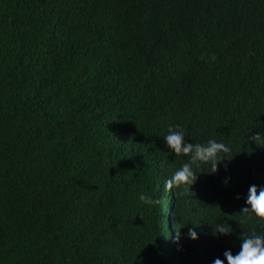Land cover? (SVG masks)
Masks as SVG:
<instances>
[{"label": "trees", "instance_id": "trees-1", "mask_svg": "<svg viewBox=\"0 0 264 264\" xmlns=\"http://www.w3.org/2000/svg\"><path fill=\"white\" fill-rule=\"evenodd\" d=\"M175 125L230 150L168 193ZM253 184L264 0H0V264H213Z\"/></svg>", "mask_w": 264, "mask_h": 264}, {"label": "clouds", "instance_id": "clouds-1", "mask_svg": "<svg viewBox=\"0 0 264 264\" xmlns=\"http://www.w3.org/2000/svg\"><path fill=\"white\" fill-rule=\"evenodd\" d=\"M260 134L251 135L250 139L255 141ZM164 142L175 155H184L188 160L164 182V190L170 192L178 187H191L197 179L195 167L210 163L217 170V160L219 154L228 152L229 147L215 139H208L206 143H191L185 139V133L179 125L169 126ZM227 183V181H225ZM239 198V197H237ZM139 199L146 205H159L161 200L146 194H141ZM242 218L240 223H246L253 217L258 221L264 222V186L251 185L248 189L245 206L241 209ZM233 229L223 225L215 228L214 235L230 234ZM188 237L192 240L198 238V233L194 228L188 229ZM240 239V250L233 254L229 250L223 253L224 259L217 257L213 264H264V227L253 230L250 234H243Z\"/></svg>", "mask_w": 264, "mask_h": 264}, {"label": "water", "instance_id": "water-1", "mask_svg": "<svg viewBox=\"0 0 264 264\" xmlns=\"http://www.w3.org/2000/svg\"><path fill=\"white\" fill-rule=\"evenodd\" d=\"M170 222H171V217H170Z\"/></svg>", "mask_w": 264, "mask_h": 264}]
</instances>
